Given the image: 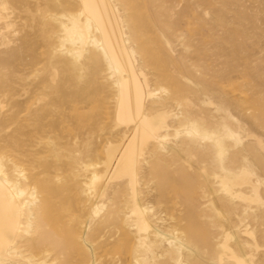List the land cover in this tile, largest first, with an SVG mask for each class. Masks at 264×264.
Returning <instances> with one entry per match:
<instances>
[{
    "label": "bare ground",
    "instance_id": "1",
    "mask_svg": "<svg viewBox=\"0 0 264 264\" xmlns=\"http://www.w3.org/2000/svg\"><path fill=\"white\" fill-rule=\"evenodd\" d=\"M204 4L0 0V264H264V0Z\"/></svg>",
    "mask_w": 264,
    "mask_h": 264
},
{
    "label": "rangeland",
    "instance_id": "2",
    "mask_svg": "<svg viewBox=\"0 0 264 264\" xmlns=\"http://www.w3.org/2000/svg\"><path fill=\"white\" fill-rule=\"evenodd\" d=\"M234 3H235V0H228V1L227 0H205V4L203 6V13L200 15V19L203 23V27L201 28V31L205 36L213 37V36H216L218 34L220 36L219 37L220 40L222 39V37L226 36L227 33L224 32L225 31L224 29H222V28H219L218 30L212 29V26H214L217 23L215 20V17L218 15L221 17L220 19L225 18V21L223 23H224V25L226 24L225 26L229 30H231V31L236 30L237 25H236L235 18H234V13H235ZM20 21L21 20H19V22ZM26 21L22 24V27L25 25V23H29L28 20H26ZM18 24H21V23H18ZM260 25L261 26H260L259 31L262 32V30H263L262 33L264 35V24L263 25L260 24ZM191 44H193V43H191ZM260 44H264V36H263V38H261L259 40H258V38L248 40V42L245 45L246 47H243V49L240 51L239 55L235 58V60L237 61V63L238 62L240 63L242 59L243 60H245L246 58L258 59L260 57V59H258L260 63H258V64L260 67L261 76L257 77L256 80L253 81V83L255 84V87H257L253 91V95L254 96L256 94L261 95V107L264 110V50L263 51L260 50V47H259ZM192 49H194V47H192ZM258 53H260V54H258ZM230 59L232 60V58H230ZM234 88L240 89L241 86H240V84H235ZM85 110H88V108H85ZM162 206L163 205H161V207ZM177 207H179V209H177L179 211V213L176 211ZM177 207L174 210L176 212V213H174L175 215L181 214L182 210H180V209H183V207L180 204ZM166 213L167 214L169 213V214L167 215ZM166 213H164V215H166L167 217H170L172 212L168 211ZM177 216H179V215H177Z\"/></svg>",
    "mask_w": 264,
    "mask_h": 264
}]
</instances>
